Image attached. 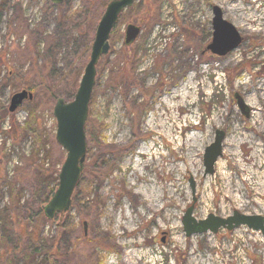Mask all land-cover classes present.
<instances>
[{
    "label": "rangeland",
    "instance_id": "obj_1",
    "mask_svg": "<svg viewBox=\"0 0 264 264\" xmlns=\"http://www.w3.org/2000/svg\"><path fill=\"white\" fill-rule=\"evenodd\" d=\"M110 1L65 0L54 6L49 0H8L0 11V214L11 213L14 233L36 215L35 171L25 166L33 146H41L35 140L47 141L44 169L59 168L65 159L54 140L53 106L58 97L73 100L90 54L82 40L93 38ZM213 6L243 39L224 57L204 50ZM63 16L73 21L61 30L64 42L50 69L64 75L42 78L47 69L35 47L46 49ZM128 25L140 32L125 47ZM96 71L85 164L89 155L99 164L85 168L75 206L65 214L72 224L68 248L53 250L46 264H264L260 233L239 227L187 238L181 224L192 203L190 178L196 220L209 214L226 218L234 211L264 217V0H135L121 14ZM117 72L124 78L116 81ZM21 91L32 92L39 104L27 136L18 129L27 118V101L8 111L11 97ZM235 94L249 108L248 117ZM216 130L225 135L222 154L213 175L204 176V150ZM43 155L40 151L38 159ZM10 193L20 195L19 215ZM45 222L36 232L39 243L50 247L61 234L58 217ZM0 264H10L1 242Z\"/></svg>",
    "mask_w": 264,
    "mask_h": 264
},
{
    "label": "water",
    "instance_id": "obj_2",
    "mask_svg": "<svg viewBox=\"0 0 264 264\" xmlns=\"http://www.w3.org/2000/svg\"><path fill=\"white\" fill-rule=\"evenodd\" d=\"M65 0H49L54 6H60ZM246 1V0H243ZM134 0H112L102 14L92 40L89 60L86 63L83 74L73 100L65 102L59 98L53 106L52 114L56 121L55 143L65 152V159L58 173V185L51 195L50 200L43 206V213L47 220H53L56 215L62 220L69 211L74 190L80 180L83 165L86 160V136L85 123L88 117V108L92 90L97 75V65L100 59L108 54L109 37L118 18L123 11L132 7ZM211 39L205 47V51L216 57H224L234 51L242 42V37L236 28L223 18L221 9L213 6L211 9ZM139 28L128 25L124 33V45L133 44L139 35ZM31 99V94L21 91L14 94L9 103L8 111L13 113L24 101ZM236 105L244 117H248L249 108L243 99L234 95ZM225 135L216 130L214 141L205 148L203 155V175H213L214 165L222 154V142ZM189 187L192 195V203L185 210L181 224L185 237L205 233L216 234L220 229L232 231L239 227L260 233L264 238V217L260 215H245L234 211L230 216L221 218L209 214L205 219L196 220L193 217L195 198V182L189 179ZM84 232L86 222L83 223ZM86 235V232L84 233Z\"/></svg>",
    "mask_w": 264,
    "mask_h": 264
},
{
    "label": "trees",
    "instance_id": "obj_3",
    "mask_svg": "<svg viewBox=\"0 0 264 264\" xmlns=\"http://www.w3.org/2000/svg\"><path fill=\"white\" fill-rule=\"evenodd\" d=\"M7 3H8V0H0V11L3 9V6H5ZM68 21H73L72 16L71 17L63 16V18H61L60 24L57 23V27L54 29L53 33L48 37L47 43L45 45L46 49L45 50L43 49L44 51L41 50L40 52L38 47L37 48L35 47L36 58H41V60H43V62L45 63L46 69H47V71L41 76L42 78L44 76H48V77L53 76V77L61 78L64 75L60 69L56 70V69H50V68L56 67V63L58 62L56 55L59 53L61 43L64 42L62 38L63 33L61 32V30L64 28L65 22H68ZM114 28L111 32V35L114 33ZM76 33L78 34V32ZM82 33H84V31H80L78 36H80ZM75 39L76 37L73 38L72 43L77 44V42H75ZM92 39L93 38H90V35H89L88 37H86V39L82 40L81 48L85 51V54H88L89 52ZM118 73L119 72H117L115 76L116 81L117 79L124 78L123 77L124 74L122 73L118 74ZM28 93L31 94V99L26 100L27 106L25 107L28 112L27 118L24 123V126L18 128L24 136L25 135L27 136L28 133L29 135H31V132L34 131V129H32V126H34L35 124V119H36L35 114L39 107L38 102L36 100H32L33 98L32 92H28ZM71 95H73L72 91L69 93V96ZM47 96H49V94H47ZM59 98L64 100L63 97H58L57 99ZM87 125H88V122L86 121V124L84 127L85 135L86 136L88 135L90 139V135L92 134L93 131H90L89 130L90 127L88 128ZM35 141L41 146H39L38 148H36V146L35 147L33 146L28 159H26V164H25V166L32 167L35 171V175H34L35 183L31 191V199L33 203L36 204L35 219L33 223H28L25 227H23L25 228L24 230L19 231L18 233H14L13 228L11 226V222H10L11 213H8L9 211L3 210L0 214V224H1L0 229L2 232L0 242L3 245V255H5L6 259L8 260L10 264H16L18 262H20L21 264H33L36 261L38 262V260L40 263L43 261L44 262L43 264H46V262L48 261L50 262L49 257L51 256L50 254L53 250L55 251V253H57L58 248L60 246L67 247V245L70 243V238H67V235L71 230L72 224L69 223L68 220L64 221L65 215L62 220L59 219V216H56L58 217L57 228H58V231H61V234L58 237H55L53 239L51 246L47 247L46 245H41L39 243V241H42V240H40L39 233L36 232V230H38L42 222L47 221L43 213V206L47 204V202L51 198V195L57 188L59 168H55L54 166H52L49 169H44L43 161L47 159L50 153L47 149H44L45 148L44 143H46L47 141L42 142L39 139ZM40 151H44V155L42 159H38V155ZM88 153H90V149L89 150L87 149V155ZM37 161L39 162V165L37 164ZM89 161L90 163L84 164L83 166V171L81 173L80 180L72 196V202H71L70 208L75 206V202H76L75 199H76V196H78L77 188L81 186V182L83 180L82 176H83V172L85 168L89 167V169H92L90 166L93 165L92 167H94L96 164H99L97 158L90 156V155H89ZM11 193H10V198H11L10 203L14 206H17L15 207L16 209L15 215H19L20 211L23 208L20 195L18 194L14 196ZM46 247L48 248L47 252H45ZM55 261L56 260L51 261V264Z\"/></svg>",
    "mask_w": 264,
    "mask_h": 264
},
{
    "label": "bare ground",
    "instance_id": "obj_4",
    "mask_svg": "<svg viewBox=\"0 0 264 264\" xmlns=\"http://www.w3.org/2000/svg\"><path fill=\"white\" fill-rule=\"evenodd\" d=\"M235 141H231L230 142V145H232L233 143H234ZM229 145V144H228ZM144 148H142V150H143ZM145 151H146V149H144ZM142 153H144L143 151H141ZM135 161V160H134ZM218 163V162H217ZM222 164V163H221ZM220 163H219V165L221 166V168H222V165H221ZM134 165H136V164H134ZM221 168H219V169H221ZM218 169V170H219Z\"/></svg>",
    "mask_w": 264,
    "mask_h": 264
}]
</instances>
